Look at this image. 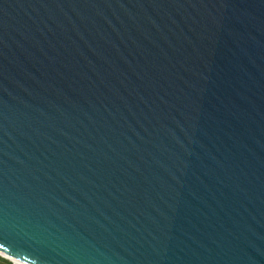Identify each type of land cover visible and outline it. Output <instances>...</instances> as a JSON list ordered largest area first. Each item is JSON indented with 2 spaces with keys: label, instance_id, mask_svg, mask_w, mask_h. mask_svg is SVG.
Returning <instances> with one entry per match:
<instances>
[{
  "label": "water",
  "instance_id": "95a60500",
  "mask_svg": "<svg viewBox=\"0 0 264 264\" xmlns=\"http://www.w3.org/2000/svg\"><path fill=\"white\" fill-rule=\"evenodd\" d=\"M0 257L264 264V0H0Z\"/></svg>",
  "mask_w": 264,
  "mask_h": 264
},
{
  "label": "rangeland",
  "instance_id": "374dc122",
  "mask_svg": "<svg viewBox=\"0 0 264 264\" xmlns=\"http://www.w3.org/2000/svg\"><path fill=\"white\" fill-rule=\"evenodd\" d=\"M0 264H13V263L10 262V261L7 260V259H4V258H1V257H0Z\"/></svg>",
  "mask_w": 264,
  "mask_h": 264
},
{
  "label": "bare ground",
  "instance_id": "6f19581e",
  "mask_svg": "<svg viewBox=\"0 0 264 264\" xmlns=\"http://www.w3.org/2000/svg\"><path fill=\"white\" fill-rule=\"evenodd\" d=\"M8 260V259H7ZM10 261V260H9ZM10 262H12V261H10ZM13 264H20V263H15V262H12Z\"/></svg>",
  "mask_w": 264,
  "mask_h": 264
}]
</instances>
